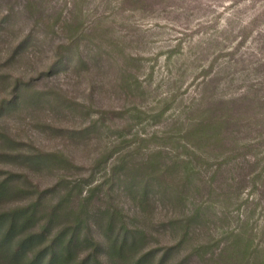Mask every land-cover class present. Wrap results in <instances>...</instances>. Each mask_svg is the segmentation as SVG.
Masks as SVG:
<instances>
[{
    "label": "rangeland",
    "instance_id": "rangeland-1",
    "mask_svg": "<svg viewBox=\"0 0 264 264\" xmlns=\"http://www.w3.org/2000/svg\"><path fill=\"white\" fill-rule=\"evenodd\" d=\"M4 181L30 257L264 264V0H0Z\"/></svg>",
    "mask_w": 264,
    "mask_h": 264
},
{
    "label": "trees",
    "instance_id": "trees-1",
    "mask_svg": "<svg viewBox=\"0 0 264 264\" xmlns=\"http://www.w3.org/2000/svg\"><path fill=\"white\" fill-rule=\"evenodd\" d=\"M6 181L0 185V197L5 195L7 192ZM40 203L34 202L29 206H17L14 209L3 211L0 213V251H4L5 258L12 264H89L91 260L87 258L76 259L77 250L80 243V234L77 232L78 227L72 226L69 231L73 232L69 238L67 235L57 236L54 243L48 248V252L43 255L45 251L40 250L38 253L34 254L32 257L27 256L26 252L29 248L35 245L37 240L41 241L44 238V233L33 232L26 238L18 239V232L26 228L29 223L32 222L33 216H37L36 208ZM66 214L64 212H54L52 220L56 216H61ZM79 218V217H78ZM79 219L77 225H81L83 221ZM51 224V222H49ZM113 223L111 222L109 227L111 228ZM137 230L129 228L124 224V230L118 231L116 235H113L110 240V245L108 246L113 254H121V252L132 251L134 246H136L139 241L136 236ZM138 232V231H137ZM142 235L144 231H140ZM87 240H90L87 238ZM94 247L93 259L97 261V264H103V261L97 257L99 250H104L101 241L96 239H91ZM51 250V251H50ZM149 251L145 252L147 255ZM142 257H138L135 264H145V260ZM75 258V259H74ZM126 258V257H125Z\"/></svg>",
    "mask_w": 264,
    "mask_h": 264
}]
</instances>
